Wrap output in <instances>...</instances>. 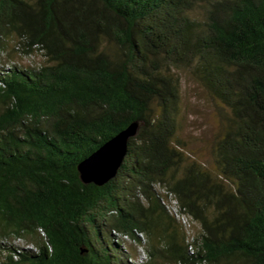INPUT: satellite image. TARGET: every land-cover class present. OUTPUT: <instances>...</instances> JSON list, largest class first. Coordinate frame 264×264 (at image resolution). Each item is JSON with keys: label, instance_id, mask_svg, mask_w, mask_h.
<instances>
[{"label": "trees", "instance_id": "trees-1", "mask_svg": "<svg viewBox=\"0 0 264 264\" xmlns=\"http://www.w3.org/2000/svg\"><path fill=\"white\" fill-rule=\"evenodd\" d=\"M181 71L220 104L214 171L178 137ZM125 237L143 264H264V0H0V264H133Z\"/></svg>", "mask_w": 264, "mask_h": 264}, {"label": "rangeland", "instance_id": "rangeland-1", "mask_svg": "<svg viewBox=\"0 0 264 264\" xmlns=\"http://www.w3.org/2000/svg\"><path fill=\"white\" fill-rule=\"evenodd\" d=\"M13 44L12 42L9 46L11 47ZM7 57L27 64L33 60L40 61V57L19 56L13 50H10ZM180 76L178 137L183 143V149L190 157L201 162L207 169L214 171L215 165L211 155V145L221 127L220 104L211 97L206 89L188 71H181ZM194 223L187 221L188 226L192 227L193 233H196L198 225ZM124 239V251L132 257H128V260L133 264H143L148 258L144 242H133L126 237ZM12 243L18 244L16 241Z\"/></svg>", "mask_w": 264, "mask_h": 264}, {"label": "water", "instance_id": "water-1", "mask_svg": "<svg viewBox=\"0 0 264 264\" xmlns=\"http://www.w3.org/2000/svg\"><path fill=\"white\" fill-rule=\"evenodd\" d=\"M137 129L138 122H131L82 160L78 165L82 181L102 185L114 177L127 153L128 141Z\"/></svg>", "mask_w": 264, "mask_h": 264}, {"label": "clouds", "instance_id": "clouds-1", "mask_svg": "<svg viewBox=\"0 0 264 264\" xmlns=\"http://www.w3.org/2000/svg\"><path fill=\"white\" fill-rule=\"evenodd\" d=\"M164 203V205L167 207V208H169V206L171 205L170 203H169V201H166V199H165V201L163 202ZM172 203V205H174V206H176L177 205V202H171ZM173 214H175V213H173ZM179 215V212H178V214L176 215L175 214V216H176V218H178L179 220H180V222H181V224L186 228V230L188 231V233L189 234H191L192 236H194V234L195 233H193V229H192V227H189L188 225H186V224H184L182 221H181V218L178 216ZM184 216H186V215H184ZM188 219H189V221H190V223H194V221H192V220H190V218L188 217V216H186ZM195 224V223H194ZM191 246V245H190ZM190 246H189V249H190ZM191 250V252H193V249H190Z\"/></svg>", "mask_w": 264, "mask_h": 264}, {"label": "built area", "instance_id": "built-area-1", "mask_svg": "<svg viewBox=\"0 0 264 264\" xmlns=\"http://www.w3.org/2000/svg\"><path fill=\"white\" fill-rule=\"evenodd\" d=\"M169 208L171 209V211H172L173 213H175L176 215L178 214L177 209H176L175 207H172V206L170 205ZM178 216L181 218V221H182L184 224L188 225V224H187V221H189V219H188L186 216H184V215H178ZM186 219H187V221H186ZM190 249H193V246H192V245L190 246Z\"/></svg>", "mask_w": 264, "mask_h": 264}]
</instances>
